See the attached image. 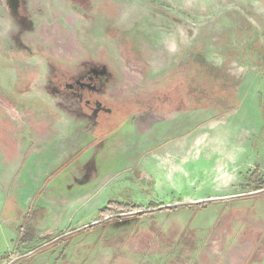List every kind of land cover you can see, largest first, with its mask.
I'll list each match as a JSON object with an SVG mask.
<instances>
[{
    "label": "rangeland",
    "instance_id": "374dc122",
    "mask_svg": "<svg viewBox=\"0 0 264 264\" xmlns=\"http://www.w3.org/2000/svg\"><path fill=\"white\" fill-rule=\"evenodd\" d=\"M8 262L264 264V0H0Z\"/></svg>",
    "mask_w": 264,
    "mask_h": 264
},
{
    "label": "trees",
    "instance_id": "16d2710c",
    "mask_svg": "<svg viewBox=\"0 0 264 264\" xmlns=\"http://www.w3.org/2000/svg\"><path fill=\"white\" fill-rule=\"evenodd\" d=\"M262 186L260 185H255L254 189H259ZM204 204H196V205H189V204H182V205H176V206H171V207H166V208H162L159 211H168V210H175L178 208L181 209H189V208H200L202 207ZM140 207H134L131 209H128L129 211H132V215L131 216H119L117 215L118 212H124L125 210L123 209L122 205L117 204V203H109L106 207H104L101 211L100 214L102 217L108 216V219H106V224L109 222H114V221H120V220H124V219H128L131 217H134L136 219H142L144 217H149L153 215V211H139ZM97 224H94L92 226L86 227V228H91L93 226H95ZM84 228V229H86ZM83 229V230H84ZM80 232V231H79Z\"/></svg>",
    "mask_w": 264,
    "mask_h": 264
},
{
    "label": "water",
    "instance_id": "95a60500",
    "mask_svg": "<svg viewBox=\"0 0 264 264\" xmlns=\"http://www.w3.org/2000/svg\"><path fill=\"white\" fill-rule=\"evenodd\" d=\"M260 191H262V190L255 191V192H253V193H258V192H260ZM198 202H200V201H198ZM188 203H189V202L184 201V202H180V203L167 204V205L159 206V207H157L156 209H161V208H166V207H171V206H176V205H182V204H188ZM154 209H155V208H154ZM154 209H145V210H141V211H152V210H154ZM129 214H131V213H129ZM99 222H100V221H94V222H91V223H89V224H87V225H84V226L78 228L77 230H81V229H83V228H86V227L92 226V225H94V224H96V223H99Z\"/></svg>",
    "mask_w": 264,
    "mask_h": 264
},
{
    "label": "crops",
    "instance_id": "0c3cea01",
    "mask_svg": "<svg viewBox=\"0 0 264 264\" xmlns=\"http://www.w3.org/2000/svg\"><path fill=\"white\" fill-rule=\"evenodd\" d=\"M9 262H11V261H9ZM9 262H8V263H6V264H10Z\"/></svg>",
    "mask_w": 264,
    "mask_h": 264
}]
</instances>
